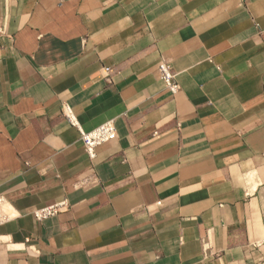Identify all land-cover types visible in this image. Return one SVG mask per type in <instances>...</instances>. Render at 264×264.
I'll use <instances>...</instances> for the list:
<instances>
[{
  "label": "crops",
  "instance_id": "crops-1",
  "mask_svg": "<svg viewBox=\"0 0 264 264\" xmlns=\"http://www.w3.org/2000/svg\"><path fill=\"white\" fill-rule=\"evenodd\" d=\"M0 26V264H264V0H0ZM64 105L113 122L94 159Z\"/></svg>",
  "mask_w": 264,
  "mask_h": 264
},
{
  "label": "built area",
  "instance_id": "built-area-1",
  "mask_svg": "<svg viewBox=\"0 0 264 264\" xmlns=\"http://www.w3.org/2000/svg\"><path fill=\"white\" fill-rule=\"evenodd\" d=\"M4 32V27L0 26V34ZM157 71L159 78L162 80L164 87L172 94H175L179 90V84L175 79V75L170 69V65L162 58L160 59ZM63 115L64 117L75 126L80 135V140L82 142L85 153L90 159L96 157V149L107 142H110L116 138V130L114 124L111 120H106L101 124L90 130H83L78 122L73 116L71 110L67 105L63 106ZM68 208V202L66 199H61L52 204L40 207L33 208L31 210V215L37 222L55 216L59 212L64 211ZM9 209L8 202L3 195H0V225L5 223L11 218V215L7 211ZM204 248H208V243L204 242Z\"/></svg>",
  "mask_w": 264,
  "mask_h": 264
}]
</instances>
